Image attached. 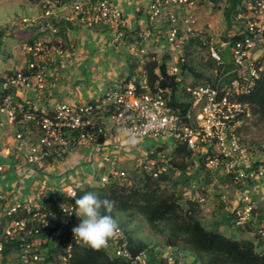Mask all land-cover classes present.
Instances as JSON below:
<instances>
[{
  "label": "built area",
  "instance_id": "obj_1",
  "mask_svg": "<svg viewBox=\"0 0 264 264\" xmlns=\"http://www.w3.org/2000/svg\"><path fill=\"white\" fill-rule=\"evenodd\" d=\"M232 0H150L149 18L169 23L165 30L158 29L160 48L166 46L183 51L192 36L208 35V54L213 62L210 76L203 85L190 86L186 93L192 98L191 105L183 110L170 104V89L153 91L146 73L134 76L117 89H109L99 103L86 106L60 103L54 108L36 107L33 99H47L51 78L62 68L71 47L63 38L56 36L61 26H94L105 24L115 31L121 42L125 35L127 19L114 0H40L39 13L23 15L12 22V27L26 31L21 43L25 66L6 74L0 82L1 116L15 123L18 112H23L22 122L31 124L40 133L33 143L31 135L16 134V142L7 151L16 157L13 161L26 171L29 187H34L33 201L17 202L0 194V228L5 239L20 245L18 252L11 253L18 264H73L74 248L91 247L76 240L73 228L81 221L75 214L77 192L85 185L101 186L116 183L132 187L134 175L113 164V156L105 151L110 137L101 124V111L112 108L107 115L110 123L141 139L164 137L176 143H186L197 163L206 160V166L214 171L224 169L225 175L233 177V184L224 186L222 201L229 203L230 187L235 186L237 206L227 207L236 227L254 223L256 198L264 196V142L249 146L242 140L241 129L253 116L251 105L237 97L254 90L264 73V0H240L234 14L232 27L226 26L220 40L203 29H195L188 22L185 11L212 6L224 11ZM195 14H190L192 18ZM181 21V25L177 26ZM195 23V20L192 21ZM49 32L51 36L34 37L33 33ZM164 35H163V34ZM144 39L147 36L142 35ZM131 45L135 55L142 56L147 50ZM226 49L230 50L229 63L224 60ZM178 68L169 69L177 74ZM31 94L23 104L16 102L14 93ZM88 144L92 149V171L85 179H79L64 187H57L52 173L46 171L52 165L65 160L73 148ZM174 145V146H175ZM173 146V147H174ZM161 144L144 149L136 162L140 176L158 177L169 165L172 148L158 151ZM1 162V161H0ZM197 165V164H196ZM3 165L0 163V172ZM51 176L52 178H48ZM46 177L48 182L37 183ZM37 183V184H36ZM76 195V196H74ZM204 201V198H200ZM63 205V207H62ZM66 209V210H65ZM22 213L17 218L15 215ZM70 213V214H69ZM7 224L2 227V219ZM257 234L264 240V224ZM110 257L126 264H151V250L134 252L127 232L118 229L101 247ZM159 252L157 264H194L182 254L156 248ZM53 258L48 261V258ZM3 245L0 244V264H3Z\"/></svg>",
  "mask_w": 264,
  "mask_h": 264
},
{
  "label": "trees",
  "instance_id": "obj_2",
  "mask_svg": "<svg viewBox=\"0 0 264 264\" xmlns=\"http://www.w3.org/2000/svg\"><path fill=\"white\" fill-rule=\"evenodd\" d=\"M74 1V0H67ZM240 0H232L230 6L224 11V17L227 26L230 28L233 25L234 14L237 12V6ZM181 21L177 26L181 25ZM170 27L169 23L163 21L161 28L167 30ZM5 30V29H4ZM3 30V31H4ZM3 31L0 29V36ZM68 29L61 26L59 33L56 35L65 39ZM45 32L33 33L34 37L45 36ZM50 34V33H49ZM51 36V34H50ZM46 37V36H45ZM124 39L130 44L140 43L143 40L139 35V30L129 32L126 31ZM210 37L192 36L183 50V56L179 58L177 65L180 72L177 74L169 73L168 61L170 56H165L160 59L156 52H146L144 54L143 69L148 78L149 84L153 91L158 89H170L172 92L170 104L174 107L187 109L192 98L187 95L183 86V76L186 72H190L193 76L199 78L203 73L199 68L209 69L213 67V62L209 58L208 44L205 43ZM139 41V42H137ZM22 43V42H21ZM142 64L139 58H134L130 64V75L128 79L133 78V73ZM15 72V71H13ZM9 71L7 74L13 73ZM3 76H0V82ZM137 77V76H136ZM127 79V80H128ZM126 80V81H127ZM125 81V82H126ZM237 100L251 105L253 116L247 121L258 124L264 120V73L257 87L251 92L237 97ZM105 116L110 115L114 111L112 108L103 110ZM23 112H18V118L15 122L16 133H23L24 136L31 135V141L35 143L40 137V133L33 129V132L28 131L31 124L22 122ZM246 121V122H247ZM164 147H158V151H162ZM193 164L198 165V171L193 172L192 178H198L204 182L206 186L212 183L213 172L206 166V160L200 158L194 162L192 159V151L186 143H176L171 152L169 159V170L163 171L158 177L151 175L140 176V182L136 184V178L132 187H122L116 183H108L101 186L85 185L77 192V197L86 192L92 191L97 193L102 199L108 198L115 202L111 213L118 221V226H121L129 235L131 249L134 252L150 249L151 264L158 263L159 252H154L158 247H153L143 240H136L128 229V223L118 217L119 213L139 214L149 223L155 231L159 230L160 224H165L169 229L167 238V246L179 247L182 246L194 255V264H264V253L257 250L255 243L250 239L234 238L228 236L219 230V224L209 228L205 226L200 217L201 202L199 199H187L186 205L181 202L180 197L173 194H166L163 188V183L169 180L170 172L181 171L187 173L192 169ZM41 171V170H39ZM205 172L204 180L200 177V173ZM139 174L138 172L136 175ZM233 177L223 175L220 177V185L226 186L233 184ZM190 182V177L186 184ZM201 189V188H200ZM102 213H106V209L101 208ZM17 218L22 216V213L15 215ZM225 222L231 221L233 217H225ZM7 224L5 218L2 219V227ZM221 225V224H220ZM0 228V244L3 245L4 261L6 263L9 255L20 250V245L16 241L5 239ZM53 258H48V261ZM73 264H126V262L112 258L102 248L80 247L74 248ZM53 264H58L55 260Z\"/></svg>",
  "mask_w": 264,
  "mask_h": 264
},
{
  "label": "crops",
  "instance_id": "obj_3",
  "mask_svg": "<svg viewBox=\"0 0 264 264\" xmlns=\"http://www.w3.org/2000/svg\"><path fill=\"white\" fill-rule=\"evenodd\" d=\"M114 1L122 9L127 19L125 32L139 30L141 36L153 35L152 46L149 47V39H144L142 36L143 40L137 45V49L144 48L148 52H155V44L159 49L162 46L161 42L164 45L163 40L158 36H154L156 30L160 29L162 24H156L158 20L152 21L149 18L148 6L150 0ZM64 28L68 29L64 41L71 47V52L65 58L62 68H58L51 78L49 97L41 100L33 99V104L36 107L54 108L63 102L81 106L99 103L106 91L112 88L117 89L128 79L130 64L135 57L139 58L142 64L133 73L140 76L144 71V55H135L131 50L132 46L124 38L121 42H118L115 38V31L109 26L105 24L94 26L66 25ZM45 33V36H50L49 32ZM24 66L25 61L17 69ZM14 96L16 102L21 105L31 97V94L17 92L14 93ZM101 115L103 116L101 124L110 134V137L106 140L105 151L113 156V164L116 167L136 174L138 172L136 162L144 149L152 147L151 139L132 137L129 133L114 124L112 125L103 110ZM1 120L0 163L3 165V170L0 172V194L7 195L10 202L33 201L34 187H29L27 173L24 181L21 177V174L26 171H23L21 166H16L13 163L16 157L7 151V148L16 142V125L8 121L4 115L1 116ZM168 141L171 140L164 137L160 138V144L165 150L171 148ZM91 158L92 149L90 145H77L65 160L52 165L46 171L41 170L38 177L44 175L42 172L52 173L54 176L53 184L57 187L67 186L76 180L87 177L92 171ZM36 181H38L37 177ZM229 191L231 192L229 200L231 207H236L238 204L235 186H231ZM256 211L254 223L248 224L239 230L241 234L246 235V238L242 239L253 240L257 250L264 253V240L257 234V230L262 226L261 222L264 221V196L256 198ZM227 216H229V212ZM224 224L232 227L231 221L224 222Z\"/></svg>",
  "mask_w": 264,
  "mask_h": 264
},
{
  "label": "rangeland",
  "instance_id": "obj_4",
  "mask_svg": "<svg viewBox=\"0 0 264 264\" xmlns=\"http://www.w3.org/2000/svg\"><path fill=\"white\" fill-rule=\"evenodd\" d=\"M42 6L40 0H0V29L3 31V36H0V76L6 75L9 71H14L18 67L22 66L25 61V57L22 52L21 42L26 34V31H19L12 27V22L17 20L23 15H31L34 13L41 12ZM220 9V8H219ZM216 7L206 6L204 8H198L195 11H185L187 13L188 22L185 25H190L195 29H203L210 34L215 41L220 40L224 35L226 30V20L223 14V11L219 10ZM190 14H195L192 18L189 17ZM195 20V23L192 21ZM197 22V23H196ZM156 24H161L158 20ZM163 34V33H162ZM164 35V34H163ZM159 37L158 30H156V35ZM153 35H147L149 39V47L152 46ZM164 40V39H163ZM154 50L157 53V57L162 59L165 54L170 56L168 61L169 69L173 67L178 68V73L180 68L177 65V62L180 57L183 56V51H177L173 48L166 46L165 48H157L156 44ZM160 50L159 52H157ZM224 55V60L229 63L231 54L230 50L226 49ZM18 70V69H17ZM203 75L199 78L193 76L190 72H186L183 76V86L186 90L190 86H199L203 85L206 82V79L210 76V70L206 68H199ZM242 140L245 144L249 146L260 145L264 142V120L258 124H254L251 121H247L242 129ZM152 147L160 144V138L150 140ZM170 147L172 148L175 144L172 140L168 141ZM169 166L164 167V171L169 170ZM198 165L192 166L187 173H181V171L170 172V178L163 183V188L165 189L166 194H173L177 197L182 198L181 202L186 205L187 199H200L204 198L205 200L201 202V210L199 217L202 223L209 227H215L219 224V230L227 235H232L234 238H246V235L241 234L240 228L235 226V223H232V227L224 224L225 217H227L226 207H231V203L223 202L222 195L225 193V189L220 185V177L225 175L224 169H219L213 172L212 183L206 186L204 182L198 180V178H192L193 172L198 171ZM137 176L136 184L140 182L139 174H132ZM200 178L204 180L206 173H200ZM23 181L26 179V172L21 174ZM190 177V182L187 185L186 181ZM48 178H52L48 176ZM39 183L48 182L46 177L38 179ZM29 183V181H28ZM27 187V186H26ZM201 188V189H200ZM118 217L122 220L127 221L128 229L132 233L133 237L136 240H143L149 243L153 247H158L160 249H167L178 254H182L187 257L188 260H194V255L186 250L184 247H169L167 246V238L169 236V229L165 224H160L159 230L155 231L151 228L149 223L144 219L143 216L139 214H125L119 213ZM221 224V225H220ZM264 224V221L261 222V225ZM3 264H18V261L15 256H11L6 263Z\"/></svg>",
  "mask_w": 264,
  "mask_h": 264
},
{
  "label": "clouds",
  "instance_id": "obj_5",
  "mask_svg": "<svg viewBox=\"0 0 264 264\" xmlns=\"http://www.w3.org/2000/svg\"><path fill=\"white\" fill-rule=\"evenodd\" d=\"M114 204V201L108 198L102 199L92 191L78 196L75 200L74 209L75 214L82 219L73 228L76 240L83 241L93 248H101L106 245L108 239L118 229L116 218L107 214L111 213ZM101 208L106 209V213H102Z\"/></svg>",
  "mask_w": 264,
  "mask_h": 264
}]
</instances>
